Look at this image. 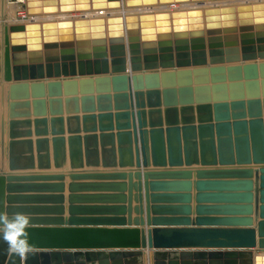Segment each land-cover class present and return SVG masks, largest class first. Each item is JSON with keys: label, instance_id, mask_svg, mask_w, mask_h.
Returning a JSON list of instances; mask_svg holds the SVG:
<instances>
[{"label": "water", "instance_id": "1", "mask_svg": "<svg viewBox=\"0 0 264 264\" xmlns=\"http://www.w3.org/2000/svg\"><path fill=\"white\" fill-rule=\"evenodd\" d=\"M24 7L30 21L7 25L0 13L3 81L12 83L0 264H147L146 252L150 264L264 258V0ZM63 102L77 110L69 137ZM17 107L26 113L15 116ZM68 161L65 217L67 175L19 172ZM16 217L27 223L15 220L6 238Z\"/></svg>", "mask_w": 264, "mask_h": 264}, {"label": "crops", "instance_id": "2", "mask_svg": "<svg viewBox=\"0 0 264 264\" xmlns=\"http://www.w3.org/2000/svg\"><path fill=\"white\" fill-rule=\"evenodd\" d=\"M7 11V12H6ZM1 15H2V23H8L9 21L5 20L7 19V16H8V6L6 5L4 8L2 7L1 9ZM10 24V22H9ZM8 25V24H7ZM0 43L2 44L3 46V35L1 34L0 32ZM0 172L1 173H9V133H10V126H9V123H10V119H9V116H10V113L12 111V109L10 108V100H9V97H10V87L12 85V83H4L3 81V77H4V68H3V50L1 51V57H0ZM77 90L80 91V87H77ZM45 99L47 100V104H46V111H47V115L48 117L50 116V112H51V106H50V103H49V89L47 87V83H45ZM62 91H63V94H64V89L62 88ZM30 95H31V98H32V90H30ZM31 101H33L31 99ZM78 107L80 108V113L82 112V103L79 102L78 103ZM62 111H63V114H64V118H65V122H64V129H65V137H69V128L71 126V131L72 133H75L77 130V123L76 122H71L70 124L67 123L66 121V118L68 117L67 114L70 113V114H75L77 112V110H75V105L73 103H71V105H69V108H67V105L65 102L62 103ZM26 108H23V107H17L15 108V110L13 111V114L15 116H23L25 113H26ZM31 112V115L33 116L34 114V108L33 106L30 107V110ZM54 111H59V109L57 110L56 108V105H54ZM56 113H59V112H56ZM82 117V116H80ZM32 120L34 119L33 117L31 118ZM49 121H48V125H47V128L49 130V134L51 135V128H52V125H51V122H50V118H48ZM79 127L81 129V133L82 135L83 134V131H84V124H83V121L80 120V123H79ZM31 130L34 132V125L31 127ZM17 131H19L20 133H23L24 131V127H18L17 128ZM51 137V136H50ZM34 141L36 139V137L33 135V138H32ZM21 152H26V151H21ZM35 152H36V149H35ZM24 154V153H23ZM23 154H21V156H24ZM110 156H106V161L109 165H113L110 161ZM24 160V159H23ZM100 160L102 162V157L100 156ZM71 167H70V161H68V165L66 166V168L64 170H55L54 167H52V170L51 171H48V172H39L37 169L34 170V171H31V172H19V173H24V174H35V173H42V174H47V173H64V175H67L66 176V179L64 181L65 183V217H68L69 215V212H68V209H69V200H68V197L70 195V191H69V185L71 183V180L69 179V173H70V170ZM83 171H112V169H109V170H103L102 168H99V169H88V168H85V170ZM133 217H135V215H133Z\"/></svg>", "mask_w": 264, "mask_h": 264}, {"label": "bare ground", "instance_id": "3", "mask_svg": "<svg viewBox=\"0 0 264 264\" xmlns=\"http://www.w3.org/2000/svg\"><path fill=\"white\" fill-rule=\"evenodd\" d=\"M6 3H7V6H8V16H7V21L9 22L6 23L8 25H12V24H18L20 22H26V21H30L29 17H27V14L25 12V10L23 9L24 7V3H25V0H5ZM256 1V0H253V2ZM242 3V1H239L237 3V1H233V2H230V5H237V4H240ZM195 5H191V7H194ZM205 8H208L210 7V3H207L205 4V6H203ZM183 9L181 6H175L173 8H171V12L173 11H177V10H181ZM7 12V11H6ZM109 13H114V15H122L123 13H125L124 11H112V12H109ZM70 18H81L83 17V15H79V14H74V15H70L69 16ZM44 19H46V17H43ZM51 18H54V17H49L48 19H51ZM42 19V18H41ZM1 23H2V20H1ZM147 253V256H148V260H147V264H150V260H149V252H146Z\"/></svg>", "mask_w": 264, "mask_h": 264}, {"label": "clouds", "instance_id": "4", "mask_svg": "<svg viewBox=\"0 0 264 264\" xmlns=\"http://www.w3.org/2000/svg\"><path fill=\"white\" fill-rule=\"evenodd\" d=\"M15 220H19L21 224L27 223V221H26L23 217H16V218H14L13 220L9 221L8 224H7L6 227H5V232H4V236H5L6 238H7V236H8V231H7V229H8V227L11 226L12 223L15 222ZM20 251L22 252V251H24V249H23V248H20ZM256 264H264V258L257 257V258H256Z\"/></svg>", "mask_w": 264, "mask_h": 264}, {"label": "rangeland", "instance_id": "5", "mask_svg": "<svg viewBox=\"0 0 264 264\" xmlns=\"http://www.w3.org/2000/svg\"><path fill=\"white\" fill-rule=\"evenodd\" d=\"M23 9L25 10V7H23Z\"/></svg>", "mask_w": 264, "mask_h": 264}, {"label": "snow or ice", "instance_id": "6", "mask_svg": "<svg viewBox=\"0 0 264 264\" xmlns=\"http://www.w3.org/2000/svg\"><path fill=\"white\" fill-rule=\"evenodd\" d=\"M10 239H12V237H9Z\"/></svg>", "mask_w": 264, "mask_h": 264}]
</instances>
